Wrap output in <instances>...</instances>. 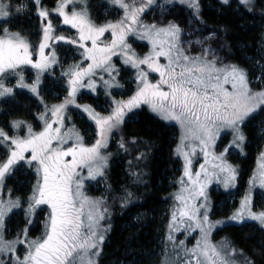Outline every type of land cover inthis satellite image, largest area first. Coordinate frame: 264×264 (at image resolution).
<instances>
[{
    "label": "snow or ice",
    "instance_id": "1",
    "mask_svg": "<svg viewBox=\"0 0 264 264\" xmlns=\"http://www.w3.org/2000/svg\"><path fill=\"white\" fill-rule=\"evenodd\" d=\"M172 2L174 0H165V3ZM175 2L186 5L194 18H200V0ZM222 2L228 3V0ZM32 3L37 16L44 21L38 44L39 59H34L36 49L27 40L4 28L0 35V97L13 94L14 88L5 84L10 77L17 78L15 87L27 88L40 97L41 74L58 63L54 52L50 56L45 53L50 47L49 41L74 45L82 50V61L62 74L67 77L68 87L67 96L61 103L49 107L40 98L45 108L38 117L43 122L41 131H33L31 124L19 120L10 125L12 135L0 128V146L6 149V158L0 160V188L14 166L25 161V153L30 154L26 163L34 167L36 175L31 195L23 201L27 204L24 210L26 226L12 240L5 238L4 222L22 202L19 197L11 198V190L9 199L0 198V256L10 254L11 264H96L94 258L100 255L107 231L103 221L109 212L105 198H94L85 193V181L104 176L109 155L103 150L107 149L111 134L123 124L128 112L147 105L160 119L175 121L180 130L175 153L183 157V175L177 181L180 191L174 195V200L178 204L171 212L167 236L173 251L178 258L181 253L186 257L184 264H237L236 250L226 242L213 243V231L229 221L240 222L246 218L264 226V210L254 211L251 196L245 193L240 207L228 221H212L206 189L213 179L225 188L234 184L236 168L227 162V153L233 147L242 150L246 140L243 126L255 114L264 112V74L256 78L260 86L254 88L244 68L224 63L215 49L205 46L215 33L203 39L184 41L185 32L175 22L169 21L166 25L145 23L141 17L155 0H141L139 6L135 0H112L123 9L124 16L102 25H97L85 10H76V4L83 0H59L52 10L43 7L42 0H32ZM239 3L249 12L255 6V0H239ZM21 7L16 9L17 12ZM9 9L10 5H0V18H7ZM53 12L57 18H62L64 25L75 29L76 34L70 37L56 34ZM106 34H110V40L103 39ZM130 36L147 40L151 46L149 51L138 55L128 42ZM193 44L198 51L193 52ZM114 57L123 66L135 70L133 83L136 88L127 99L112 100L107 115L83 106V112L95 123L96 139L88 145L76 129L65 128V120L70 119L66 112L70 105L77 109L82 107L77 103V93L82 87L94 90L93 77L98 71L109 76L108 80L100 77L105 89L123 87L115 80L120 69L113 62ZM161 58L166 62L161 63ZM85 62L87 67L82 66ZM22 65H31L37 70L32 84L25 83L20 71ZM153 73L158 74L154 81L150 79ZM24 128L27 134L21 136ZM224 134H230L232 139L217 154L214 148ZM119 147H125L123 139ZM197 149L206 162L211 157V170L201 164L200 171L193 173L192 157L197 154ZM260 155L264 161V152ZM84 170H87V176L82 175ZM257 180L264 188V162L251 184L255 185ZM132 196V192H126L124 203L127 204ZM38 211H47V217L41 236L32 239L29 229L34 225ZM180 231L185 233V240L198 231L192 248H187L185 240L176 241L172 233ZM21 245L24 246L22 258L16 254ZM0 264H8V261L0 259ZM165 264L171 262L166 259ZM243 264H254V261L245 257Z\"/></svg>",
    "mask_w": 264,
    "mask_h": 264
},
{
    "label": "rangeland",
    "instance_id": "2",
    "mask_svg": "<svg viewBox=\"0 0 264 264\" xmlns=\"http://www.w3.org/2000/svg\"><path fill=\"white\" fill-rule=\"evenodd\" d=\"M48 1H53L52 7L47 6ZM88 1V0H87ZM97 4L106 0H95ZM221 6L228 7L232 5L233 11L239 10V0H228V3H223L222 0H216ZM48 2V3H47ZM59 0H42V6L52 10L54 9V5H56ZM94 1L92 0L91 4ZM137 6H139L141 0H135ZM201 2H204L206 7L212 8V1L211 0H200V7ZM2 0H0V4ZM95 3V2H94ZM24 6V7H21ZM10 13L14 17H18L21 20L22 17H25L27 21H35L36 26L33 30V34L28 32L23 27L21 28L16 22L12 23V25L8 26L11 22L8 20H4L0 18V35L3 34V29L7 28L11 33H18L22 38L27 40L34 49L33 57L34 59H39L38 56V44L42 39V26L44 21L41 20L37 16V9L33 5L32 0H10ZM21 7V10L17 12V8ZM69 7L72 8L70 5ZM242 7V6H241ZM218 9L217 7H214ZM70 9V8H69ZM99 18H95L93 13L91 12V19L97 24L102 25L105 22L112 21L116 22L120 20L124 16L123 9L119 8L118 5L112 3V0H107L101 8L98 10ZM89 16V15H88ZM142 20L145 23H156L158 25H166L169 21L175 22L180 25V27L184 30L185 35L182 37L184 41L188 40H196V39H203L205 36H208L212 33H215V36L210 41H207L205 46H211L213 49L216 50V54L221 58L224 63L236 64L241 68H244L249 76V79L253 81V87H259L256 83V78L261 74H264V67L262 63L255 61L254 59H250L248 57L245 58V62L247 63V68L241 65L238 61L227 62L223 53L221 52V39L219 38L218 34L213 31L212 29L205 28L204 26L200 25L196 18L193 17L192 12L187 8L186 5H181L178 2L172 3H165V0H155V3L150 6L146 12L142 15ZM53 25L54 29L56 30V34L64 35L65 37H70L76 34V30L72 29L70 25H64L62 23V18H57L56 14L53 12L52 14ZM14 21V20H13ZM12 21V22H13ZM17 21V22H18ZM187 33H192L191 36L187 35ZM105 40H110V34H106L103 38ZM128 42L131 44L132 48L136 51L138 55H143L150 49V44L147 40H140L134 36H130L128 38ZM50 47L45 50L46 55H51L53 52L55 53L58 63L54 64L45 75L42 76V87L40 90V97H43L44 94L47 92L50 95L49 99H43L44 104H47L49 107L55 104H59L63 101V99L67 96V77L63 76L62 74L69 69L70 66L75 64H80L82 61V57L80 56V51L74 45H70L65 43L64 41H49ZM193 52L198 51V48L195 44L192 45ZM113 62L115 63L116 67L120 69V74L115 76V80L118 84L122 85L123 87L118 88L113 86L111 89H105L103 80L100 79L103 76L104 80H108L109 76L107 73L104 72H97V75L93 77L95 80V88L88 89V87H84V89H80L77 93V103L80 104L82 107L77 109L75 106L70 105L67 109L66 116L70 117V119L65 120V128L66 129H76L80 135L84 138V142L88 145H91L95 142L96 134H95V123L92 121L88 114L83 112V106H87L90 104V107L94 109L96 112H99L101 115H107L111 110V102L112 100H119V99H127L131 96L136 88L135 83H133L135 79V70L128 68V66H123L120 60L117 57L113 58ZM163 58H161V63H165ZM24 66V65H22ZM83 67H87V62L83 63ZM125 67V68H122ZM35 71V69H34ZM115 75V74H114ZM35 78V75L30 74L29 72L26 74L25 80L26 82H32ZM48 78V81L52 83V85H48L44 87L45 79ZM150 79H158V74L153 73ZM14 82V77L9 78L5 81L7 87H12ZM87 83V82H85ZM52 89V90H51ZM85 91H90L93 94L89 95ZM108 92L111 95H108ZM15 94V93H14ZM14 94L7 95L4 97H0V116L3 114L5 105L7 103L6 99L10 97H15ZM19 94V93H17ZM26 96L33 99L28 93H25ZM14 95V96H13ZM94 96V97H93ZM35 100V99H33ZM36 101V100H35ZM37 102V101H36ZM38 103V102H37ZM44 104L39 106L34 112V115H41L44 113L45 108ZM146 110L149 112L154 118L159 119L164 124L170 126L172 128V137L174 140L173 147H172V156L178 162L177 167L175 168L174 173H172L167 178V187L170 188L169 196L167 198V202L165 205V211L163 213V220L161 223V235L157 240V245L155 249V255L152 257V261L150 264H165L166 259L171 262V264H184V260L186 257L183 256L181 253L179 258L176 255V252L173 251L172 244L167 240V236L169 234L168 226L171 220V212L175 206H177L178 202L174 200V195L180 191V185L177 182L179 178L183 175V157L177 156L175 153V149L177 144L179 143V125L175 123V121H164L160 119L155 113H153L147 105H141L139 108L133 109L131 112H128L124 117L123 124L116 130L113 131L111 134L107 149L103 150L106 155H109L108 160V167L105 171L109 169L110 164L112 163L113 157L115 155V150L113 148L112 143L121 142L119 138L120 131L124 124L128 123L129 121L133 120L135 115L140 110ZM21 116V115H19ZM50 117V113H48ZM32 116H29V118ZM258 118L256 121L251 123L253 131L251 136L253 137V155L251 163L249 164L248 168L245 170V176L243 177V163L247 157L249 156L250 151L247 149V146L250 145L249 141V134L246 130V126L250 123L253 119ZM0 118V128H3L9 135H12L13 132L11 128H9L10 124L8 122H4ZM2 120V121H1ZM10 120V119H9ZM10 123V122H9ZM34 125V122H32ZM35 131L39 132L43 129V124L35 123ZM243 133L246 136V140L242 145L241 148L233 147L229 149L227 153V162L233 165L236 168V180L232 186L227 188L224 187L222 183H219L216 179L208 185L206 189V196L208 198V202L210 205V219L212 221H228L229 216L240 207L241 200L243 199L245 193H248L252 199V207L254 211H261L264 210V188L260 187L259 181L257 180L255 185L251 184V180L259 175L260 171V164L264 161L261 160V153L264 152V112H259L251 117L242 128ZM84 133V135L82 134ZM27 129L24 128L21 130L20 135H26ZM232 137L230 134L222 135L214 148V152L219 154L224 150V148L229 144ZM117 149V148H116ZM6 149L4 146H0V160L6 158L5 156ZM30 159V154L25 153V161L26 162ZM147 159V158H146ZM146 159L141 158V163H145ZM20 162L14 166L11 172L6 175L3 187L0 188V198L6 195V190L9 191L11 186L9 185V180H13L16 182L15 175L18 173L25 177V181H20L21 184H25L26 189L23 190V198L27 199L28 196L31 195L32 187L36 182V175L34 167L23 166ZM216 163H219L218 161ZM206 164V167L211 170L213 161L211 157L208 158V161H205V158L202 153L199 152L197 149V154L192 157V171L193 173L200 171V165ZM82 175L87 176V170H84ZM105 176V174H104ZM103 177H97L95 180H86L84 191L90 197H103L107 201V207L109 215L103 221V227L107 229L104 232V242L101 245L100 255L96 259V264H98L99 259L102 255V248L106 239L110 235L114 227V214L116 213V206L120 205L121 199H117L114 203L109 202L110 200L105 197V181ZM127 192V191H126ZM125 192V193H126ZM125 199V195L123 198V202ZM22 209L18 210L13 214H9L4 222V235L5 238L8 240H12L16 238L18 231L24 228L26 225L24 223V210L27 208L26 203H22ZM24 207V208H23ZM15 216L17 218L15 230L12 232L10 228L7 227V222L11 217ZM47 217V211H38L35 219L34 225L29 229L30 238L35 239L41 236L43 232V223L45 218ZM135 217V216H134ZM20 224V225H19ZM232 226L236 227H244L247 226L252 229H257V237L255 239L257 245L261 248L262 252L264 253V226H261L257 221H252L249 219H245L240 222H231L229 221L223 227H218L213 231L212 234V241L213 243H222L226 242L229 243L235 250L236 255L234 259L236 260L237 264H243L245 257L254 261V264H264V260H257L255 259V255L253 253H249L246 248L237 244L234 240L233 236L229 232V228ZM34 229V230H33ZM173 236L175 237L176 241L185 240V233L183 231L180 232H173ZM198 237V231L193 232L191 235L187 236L185 240L187 248H192L195 244V239ZM177 251H179L177 249ZM24 253V246L21 245L17 249V255L23 256ZM0 259L8 261V264H11L10 255L0 256Z\"/></svg>",
    "mask_w": 264,
    "mask_h": 264
},
{
    "label": "trees",
    "instance_id": "3",
    "mask_svg": "<svg viewBox=\"0 0 264 264\" xmlns=\"http://www.w3.org/2000/svg\"><path fill=\"white\" fill-rule=\"evenodd\" d=\"M93 1L95 3L90 5L91 12L95 18H99L98 10L102 4ZM211 1L212 8L201 2L200 18L196 20L200 25L218 34L225 60L238 61L247 68L245 58L248 57L262 63L264 67V0H255L251 12L241 6L239 10L233 11L232 5L225 7L216 0ZM48 2L47 6L52 7L54 2ZM13 16L12 14L11 18ZM18 19L20 18L14 17L12 23L16 22L31 34L35 33V21H27L25 17L19 21ZM50 84L52 85L46 78L43 86ZM42 98L49 99V93L44 94ZM6 101L0 118L8 124L9 119L15 115L32 116L38 107V103L25 93L16 94ZM257 119H253L246 126L251 142L247 146L249 156L242 161L243 177L253 155L254 136H251V123ZM119 138L123 139L125 147L118 148V142L111 144L117 151L112 160L113 164L105 171L104 181L105 197L109 202L114 203L117 199H121V202L116 206L114 227L103 245L98 264H150L161 235L163 213L170 192L167 178L174 173L178 165L172 156V128L142 109L133 120L123 125ZM138 156L147 158L146 162L141 163V158L137 159ZM15 178L16 182L9 180L8 183L11 190L22 195L26 186L20 181L24 182L25 177L17 173ZM126 191L133 193L127 204L123 202ZM16 220L13 216L6 223L11 229L10 232L15 230ZM228 230L237 244L253 253L255 259L264 260V253L255 241L257 229L232 226Z\"/></svg>",
    "mask_w": 264,
    "mask_h": 264
},
{
    "label": "crops",
    "instance_id": "4",
    "mask_svg": "<svg viewBox=\"0 0 264 264\" xmlns=\"http://www.w3.org/2000/svg\"><path fill=\"white\" fill-rule=\"evenodd\" d=\"M107 1V0H106ZM106 1H103V2H100L102 5L106 2ZM91 2H92V0H83V3H77L76 4V10L77 11H81V10H85L86 12H87V14L89 15V17H90V15H91V8H90V5H91ZM0 5H10V0H2V3L0 4ZM11 8V7H10ZM70 9L69 10H71V7H69ZM9 13H10V9H9ZM9 18H11V16L9 15L7 18H1V19H4V20H10ZM91 18V17H90ZM122 68H125V67H122ZM129 68V67H128ZM131 69V68H130ZM20 71L22 72V74H23V76H24V81H25V83H27V84H32L33 83V81H34V79H33V81L32 82H26V80H25V77H26V74L29 72L30 74H34L35 75V77H36V75H37V70L35 69V71H34V68H32L31 67V65H24V66H21V68H20ZM45 75V73H42L41 74V80H43L42 79V76H44ZM11 78V77H10ZM43 83V82H42ZM42 83H41V85H40V89H39V92H40V90H41V87H42ZM17 84V78L16 77H14V82H13V85H12V87L14 88V92H13V94L14 95H16L17 93H28L30 96H32L33 97V99H35L37 102H38V104H39V106H41L42 105V103L40 102V98H42V97H37L36 95H34L33 93H31L27 88H19V87H15V85ZM81 89H84V87H82ZM89 89V88H88ZM85 92H87L89 95H92L93 93L92 92H90V91H85ZM13 95V96H14ZM94 97V96H93ZM87 106H90V104H88ZM40 115H34V114H32V117H24V116H19V115H15V116H13L10 120H9V124L11 125V123L13 122V121H17V120H19V121H24V122H26L27 124H31L32 125V128H33V131H35V123L36 124H43V122L38 118ZM32 122H34V125L32 124ZM8 124V125H9ZM9 128H10V126H9ZM20 164H23V166H27V164H26V162H20ZM33 168V167H32ZM8 190V189H7ZM6 190V195H4L3 197H2V199H4V200H7V199H9V191H7ZM11 190V189H10ZM17 197H19L20 199H21V202L22 203H24L23 201H25L26 199H24L23 197V195H21V194H19V193H16L15 191H13V190H11V198L12 199H15V198H17ZM22 203H21V205H22ZM24 208V207H23ZM20 209H22V206H20V208H18V209H13V211L11 212V213H9V214H13V213H15V212H17L18 210H20ZM8 255H10V254H8Z\"/></svg>",
    "mask_w": 264,
    "mask_h": 264
}]
</instances>
